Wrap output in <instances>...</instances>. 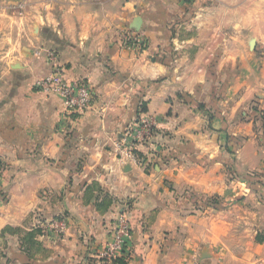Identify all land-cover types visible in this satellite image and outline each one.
Returning <instances> with one entry per match:
<instances>
[{"label":"crops","instance_id":"0c3cea01","mask_svg":"<svg viewBox=\"0 0 264 264\" xmlns=\"http://www.w3.org/2000/svg\"><path fill=\"white\" fill-rule=\"evenodd\" d=\"M54 62L90 109L37 88ZM0 264H264V0H0Z\"/></svg>","mask_w":264,"mask_h":264},{"label":"built area","instance_id":"2783aa9c","mask_svg":"<svg viewBox=\"0 0 264 264\" xmlns=\"http://www.w3.org/2000/svg\"><path fill=\"white\" fill-rule=\"evenodd\" d=\"M126 40L133 45L144 47L145 40L136 33L125 35ZM143 39V40H142ZM52 58H54L52 56ZM37 88L46 94L60 96L67 109L72 112L84 113L90 109L93 100L92 88L85 79L69 80L64 67L53 63L52 71L46 77L37 81ZM145 113V112H144ZM143 114V113H142ZM157 122L154 116L145 115L133 121L125 131V135L117 144L121 158L135 164H141L142 157L138 154L139 147L147 144L156 134ZM64 220L53 221L51 225L62 232L66 227ZM111 239L101 252L100 257L105 262L127 261L132 255L131 225L125 213H119L115 218Z\"/></svg>","mask_w":264,"mask_h":264},{"label":"trees","instance_id":"16d2710c","mask_svg":"<svg viewBox=\"0 0 264 264\" xmlns=\"http://www.w3.org/2000/svg\"><path fill=\"white\" fill-rule=\"evenodd\" d=\"M139 112H140V113L147 112V108H146V106H145V103L142 102V103L140 104ZM138 154H139L141 157H143V156H142V153H141L140 151H138ZM207 201H208L207 204H209V205H210V204L214 205V204L216 203V200H214V199H212V200H207ZM207 201H206V202H207ZM202 203H203L202 205H204L205 202H202ZM205 204H206V203H205ZM207 204H206V205H207ZM121 262H122V261H121Z\"/></svg>","mask_w":264,"mask_h":264}]
</instances>
